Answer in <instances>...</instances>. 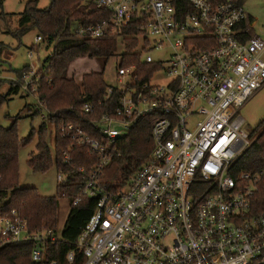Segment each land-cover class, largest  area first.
Returning <instances> with one entry per match:
<instances>
[{
	"label": "built area",
	"instance_id": "obj_1",
	"mask_svg": "<svg viewBox=\"0 0 264 264\" xmlns=\"http://www.w3.org/2000/svg\"><path fill=\"white\" fill-rule=\"evenodd\" d=\"M95 3L110 20L78 25L73 33L90 40L116 37L125 50L105 98L83 106L85 114L104 112L86 129L71 122L59 127L60 137L84 148L94 165L75 172L85 180L70 209L85 199L94 200V209L66 263L264 264V168L240 172L235 165L251 144L240 110L264 87V32L232 1ZM164 50V59L147 54ZM133 55L138 60L125 64ZM22 79V86L16 83L36 97L35 112L51 125L52 114L36 96V67ZM146 120L153 141L149 159L124 186L108 187L103 177L123 140ZM71 161L65 152V164ZM73 179L58 172L60 186ZM61 197L67 200L65 193ZM58 229L31 231L17 210L0 213V249L28 243L35 263L60 264L52 255L63 242Z\"/></svg>",
	"mask_w": 264,
	"mask_h": 264
},
{
	"label": "trees",
	"instance_id": "obj_2",
	"mask_svg": "<svg viewBox=\"0 0 264 264\" xmlns=\"http://www.w3.org/2000/svg\"><path fill=\"white\" fill-rule=\"evenodd\" d=\"M41 0H27L26 9L20 15V29L16 36L21 38L30 31H37L47 51L51 53L37 69L41 78L37 86L36 96L50 111L53 119L51 125L55 129V148L57 152V169L71 173L72 183L58 185L55 197H44L33 188H21L19 182V152L28 145L34 136L21 141L18 120L9 128L0 127V213L17 210L29 222L31 231H42L58 226L59 213L62 208L61 195L66 194L72 203L79 194L85 175L75 174L79 169L89 171L94 165L82 147L72 146L69 139H62L59 127L63 122H71L88 128V122L97 119L102 111L96 108L93 114H85L83 106L86 101L97 104L103 100L107 92L104 72H90L83 75L81 82L69 75V69L78 59H104L106 62L118 58L120 44L116 37L102 40L79 38L73 33L78 25L90 26L110 20L109 12L99 8L95 0H51L47 9H40ZM232 1L243 5L245 0H214L216 3ZM128 34V32L126 33ZM37 36V37H38ZM39 44V45H40ZM130 42L128 50L134 49ZM34 49V48H32ZM1 53V48H0ZM129 57V58H128ZM125 58L136 62L135 55ZM29 71V66L19 73V79ZM1 82V81H0ZM20 85L11 83L9 94H17ZM5 98L0 95V104ZM38 115L35 112L34 115ZM96 136V135H94ZM251 144L239 157L235 165L238 171H258L264 168V122L250 133ZM153 149L151 123L141 122L123 140L120 156L104 174L103 181L108 187L115 184L124 186L130 177L149 159ZM36 154H32L28 166L34 173H46L53 166V157L47 144V124L40 127ZM71 155L69 165L64 162V153ZM263 195L259 198L262 202ZM94 200L85 199L81 204L72 207L60 233L63 242L52 250V255L60 264H67L65 255L72 249L82 229L92 215ZM0 264H37L32 260V245L28 243L13 244L0 249Z\"/></svg>",
	"mask_w": 264,
	"mask_h": 264
},
{
	"label": "rangeland",
	"instance_id": "obj_3",
	"mask_svg": "<svg viewBox=\"0 0 264 264\" xmlns=\"http://www.w3.org/2000/svg\"><path fill=\"white\" fill-rule=\"evenodd\" d=\"M27 0H0V95L5 98L0 104V127L9 128L18 120L21 141L29 138L33 132L32 141L21 147L19 152V182L21 188H33L39 195L55 197L58 193L57 152L55 148V129L47 124V144L53 157V166L46 173H34L28 166L31 155L37 153L36 145L39 140L40 127L44 125L39 115L32 116L38 110L37 99L20 87L17 94H9L12 82H19L18 75L25 67L34 65L36 70L42 66L45 58L51 53L44 44L36 43L38 32L33 30L18 38L20 29V15L26 9ZM51 0H41L40 9H47ZM245 12L256 21V31L264 32V0H245ZM40 44V45H39ZM143 46V43H140ZM34 48V49H32ZM119 48V53H124ZM29 52L33 57H29ZM167 50L148 51L154 59L166 58ZM120 62L119 57L105 61L104 59H78L69 69V75L81 82L83 75L90 72H104L107 83L113 84L115 70ZM240 117L244 120V129L251 133L264 122V87L255 94L240 110ZM62 208L59 213L58 227L61 232L69 214L70 204L61 199Z\"/></svg>",
	"mask_w": 264,
	"mask_h": 264
}]
</instances>
